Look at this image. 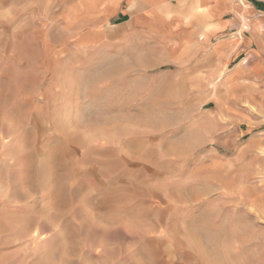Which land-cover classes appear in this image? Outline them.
I'll list each match as a JSON object with an SVG mask.
<instances>
[{"label": "rangeland", "instance_id": "obj_1", "mask_svg": "<svg viewBox=\"0 0 264 264\" xmlns=\"http://www.w3.org/2000/svg\"><path fill=\"white\" fill-rule=\"evenodd\" d=\"M29 6L0 0V264H264V52Z\"/></svg>", "mask_w": 264, "mask_h": 264}, {"label": "crops", "instance_id": "obj_2", "mask_svg": "<svg viewBox=\"0 0 264 264\" xmlns=\"http://www.w3.org/2000/svg\"><path fill=\"white\" fill-rule=\"evenodd\" d=\"M27 4L47 5L55 16H70L77 13L82 14L85 19H92L99 23L102 21L116 22L122 24L131 22L132 26L142 30L143 34L161 37L165 36V29L157 25L158 20L164 23L179 20L184 31L183 35L194 38L205 32L210 27L208 35L218 36L228 32L227 38L214 42L211 46L210 55L214 61L213 68L218 72L223 69L233 58H239L244 53L264 52V39H260L253 30H261L264 36V13L251 16L249 13H241L227 19H220L219 7L221 0H25ZM243 2L247 0H242ZM235 2V0H234ZM180 3L181 8L186 11L184 19L180 20L172 14V4ZM29 6V11L31 10ZM251 8V7H250ZM36 10L41 7L35 8ZM39 10V11H40ZM206 11V12H204ZM170 12V13H169ZM208 14L209 16L205 15ZM207 16V17H206ZM209 21V22H207ZM114 23V24H116ZM195 31V32H194ZM207 33V32H206ZM212 41L211 39H209ZM244 63L234 68L227 75L229 81L235 78L248 76L244 69ZM260 77H264V67L260 66ZM262 68V70H261ZM222 70V71H221ZM240 77V78H239Z\"/></svg>", "mask_w": 264, "mask_h": 264}, {"label": "bare ground", "instance_id": "obj_3", "mask_svg": "<svg viewBox=\"0 0 264 264\" xmlns=\"http://www.w3.org/2000/svg\"><path fill=\"white\" fill-rule=\"evenodd\" d=\"M73 22H75V21H73ZM158 23H159V22H158ZM174 24H175V23H174ZM174 24H173V25H174ZM165 25H166V24H165ZM194 32H195V31H194ZM246 177L248 178V176H246ZM246 177H245V178H246ZM263 200H264V199H263Z\"/></svg>", "mask_w": 264, "mask_h": 264}]
</instances>
